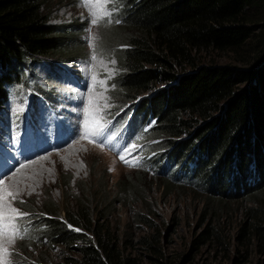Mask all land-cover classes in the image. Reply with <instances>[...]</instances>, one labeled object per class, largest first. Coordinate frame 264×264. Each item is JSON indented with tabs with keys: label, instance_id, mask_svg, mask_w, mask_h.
I'll use <instances>...</instances> for the list:
<instances>
[{
	"label": "trees",
	"instance_id": "16d2710c",
	"mask_svg": "<svg viewBox=\"0 0 264 264\" xmlns=\"http://www.w3.org/2000/svg\"><path fill=\"white\" fill-rule=\"evenodd\" d=\"M46 1L0 0V111L6 106V88L24 82L33 59L84 57L80 48L64 51L68 43L60 38L79 40L70 36L79 33L78 27L51 25ZM118 5L123 24L102 39L104 52L112 53L121 70L113 82L117 97L122 103L141 97L134 120L154 114L153 135L165 139L159 148L172 163L190 165L207 194L221 200L242 194L261 199L258 208L246 210L251 222L241 236L264 247V33L258 29L264 27V0H120ZM251 44L255 52L248 68L196 63L201 51L244 55ZM152 91L151 97H143ZM197 122L199 127L191 131ZM136 179L138 183L117 181L119 193L137 196L145 177L137 173ZM101 191L107 193L106 186ZM210 197L204 207L217 225L221 203ZM116 201L106 194L96 200L87 190L75 206L44 201L37 209L32 202L23 204L19 210L33 221L25 239L30 241L21 242V257L9 264H47L51 251L60 248L63 264H135L110 228ZM141 212L137 220L147 222ZM212 230L218 241L219 229ZM31 239L47 249L34 256L36 242ZM154 242V236L140 240L156 254Z\"/></svg>",
	"mask_w": 264,
	"mask_h": 264
},
{
	"label": "rangeland",
	"instance_id": "374dc122",
	"mask_svg": "<svg viewBox=\"0 0 264 264\" xmlns=\"http://www.w3.org/2000/svg\"><path fill=\"white\" fill-rule=\"evenodd\" d=\"M119 1L45 2L51 25L73 26V30L78 27L79 33L72 32L70 36L79 40L60 38V41L68 43L64 51L73 52L80 48L83 49L84 57L65 61L59 59L61 57L51 55V58L32 60L34 78H29L34 80L35 90L39 92V88H42L44 91H53L57 104L60 105V108L51 109L54 115L42 109L41 117L37 113L35 119L38 125L41 119L46 131L51 128L48 133L49 141L59 134L64 139L67 132H70L72 138L63 145H57L54 150L38 152L20 166L4 167L5 172L12 171L0 182V216L3 217V229L0 230V264H9L12 258L21 257L19 247L29 234L23 239L17 238L19 232L15 217L21 216L17 212L23 204L32 202L37 209L44 201H53L61 207L67 204L75 206V200L81 192L87 190L96 200L103 197V194L117 199L110 228L117 232L116 237L124 255L135 259V264H264V247H259L257 242L247 236H241L244 225L247 226L251 222L246 210L258 208L262 203L261 199L242 194L237 198L221 200L218 195L207 194L198 182L187 185L184 180L172 176L174 170L166 172L167 167L164 168L166 155L159 148V143L165 139L154 136L153 133L146 137L140 127L126 128L122 124L127 118L124 114L131 111L133 104L137 103L138 109L141 97L130 102L126 100L124 103L119 100L116 95L118 89L113 82L121 70L112 53L104 52L102 39L108 34L115 35L117 32L113 31V28L123 24L122 18H117L120 13ZM97 5L102 6L95 9L99 23L93 24L90 6ZM258 29L264 33V27ZM254 35L257 36L258 33ZM254 47L251 44L244 55H235L230 51H201L196 55V63L248 68L247 60L252 57L251 53L255 52ZM61 62L65 63L63 67L67 74L59 76L58 79L50 78L48 64L57 63L59 66ZM183 68L178 67L177 72H183ZM54 73L51 72V75ZM76 74L81 78L79 83L71 78ZM164 86L162 83L159 87ZM83 89L86 91L84 95L88 94L90 99L85 111H97L100 113L99 117L108 122L112 151L107 145H92L88 141H79L76 128L71 122L72 115L64 114V109L68 113L71 111L73 103H83L82 97L78 96ZM153 94L154 91L143 97L147 99ZM19 95L24 104L25 88ZM37 99L38 97H35V101ZM43 104L41 107L48 108ZM15 105L21 107L17 97L12 103V106ZM115 116L121 118L116 119ZM215 116H220L219 112ZM199 125L197 122L191 131ZM182 138L185 139L186 136ZM161 147L163 148L162 145ZM170 148L173 149L169 147L167 150ZM121 156L129 163H125ZM137 173H142L145 177L141 180L144 186L139 187L140 193L134 197L130 193L120 194L117 181L138 183ZM164 181L173 186L174 190L164 187ZM104 186L107 193L101 191ZM6 192L13 195L8 197ZM207 196H211V200H219L217 204L221 203L222 209L215 215L219 220L217 225L212 217H208L207 208L204 207ZM138 198L145 201H136ZM138 212L144 215L147 222L137 220ZM261 212L264 213V208ZM217 228L219 240L215 241L210 233L215 232L212 229ZM152 236L155 237L154 243L159 249L156 254L145 244H140L141 238L150 239ZM32 244L36 246L34 256L47 249V245L39 246L37 242ZM27 249L28 253L32 251L31 247ZM61 249L63 248L59 250ZM59 250L51 251L47 264H63V254Z\"/></svg>",
	"mask_w": 264,
	"mask_h": 264
},
{
	"label": "snow or ice",
	"instance_id": "6c2138e0",
	"mask_svg": "<svg viewBox=\"0 0 264 264\" xmlns=\"http://www.w3.org/2000/svg\"><path fill=\"white\" fill-rule=\"evenodd\" d=\"M96 8H102L101 5H97V6H90V9L92 11V16H93V24H98L99 23V19H98V13L95 10ZM118 22V21H117ZM114 63V61H113ZM102 119V117H100ZM85 126H86V131L84 132V137L85 138H89V132H91V138H90V142H96L99 145H103L104 141L108 139V135H110V130L106 127L101 126L100 124H97L94 128L92 129H88V121L85 122ZM135 147V146H133ZM121 159L124 160L125 163H129V161L124 157L121 156ZM12 170H9V172H5L4 171V163L2 160V157H0V182H2L4 180L5 177H8L11 174ZM6 196L11 197L13 194L11 192H6L5 193ZM20 203H23V201H20ZM26 215V214H24ZM21 218H23V216H21ZM77 231L79 229H76ZM17 231H22L17 229ZM17 238L19 239H23L24 236L23 235H18Z\"/></svg>",
	"mask_w": 264,
	"mask_h": 264
},
{
	"label": "clouds",
	"instance_id": "9594fccd",
	"mask_svg": "<svg viewBox=\"0 0 264 264\" xmlns=\"http://www.w3.org/2000/svg\"><path fill=\"white\" fill-rule=\"evenodd\" d=\"M163 152H165V150H164ZM193 178H194V177H193Z\"/></svg>",
	"mask_w": 264,
	"mask_h": 264
}]
</instances>
